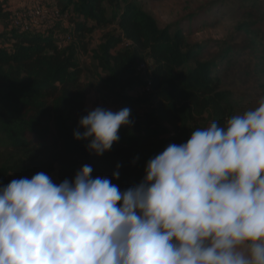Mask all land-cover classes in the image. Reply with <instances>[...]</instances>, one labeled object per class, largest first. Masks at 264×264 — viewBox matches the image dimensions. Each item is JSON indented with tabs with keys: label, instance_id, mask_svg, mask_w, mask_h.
Returning a JSON list of instances; mask_svg holds the SVG:
<instances>
[{
	"label": "trees",
	"instance_id": "16d2710c",
	"mask_svg": "<svg viewBox=\"0 0 264 264\" xmlns=\"http://www.w3.org/2000/svg\"><path fill=\"white\" fill-rule=\"evenodd\" d=\"M228 1L219 2L225 7ZM39 2L66 18L19 31L10 26L13 12L0 6V185L40 171L59 183L88 164L94 177L127 189L142 179L146 161L169 143H183L192 130L241 113L243 98L224 85L229 75L250 81L264 97L260 0H236L235 34L242 40L216 41L223 46L207 59L200 55L206 42L187 37L195 30L196 13L161 27L135 0ZM212 4L201 9L220 14ZM97 30L104 32L89 49ZM66 34L70 40L60 47ZM80 54L89 55L100 71L101 89L121 109L131 110L132 123L122 126L120 139L99 156L85 147L87 141L73 138L87 113Z\"/></svg>",
	"mask_w": 264,
	"mask_h": 264
},
{
	"label": "clouds",
	"instance_id": "9594fccd",
	"mask_svg": "<svg viewBox=\"0 0 264 264\" xmlns=\"http://www.w3.org/2000/svg\"><path fill=\"white\" fill-rule=\"evenodd\" d=\"M130 114L95 107L73 138L102 155ZM0 264H264V97L169 143L124 190L88 164L0 185Z\"/></svg>",
	"mask_w": 264,
	"mask_h": 264
},
{
	"label": "rangeland",
	"instance_id": "374dc122",
	"mask_svg": "<svg viewBox=\"0 0 264 264\" xmlns=\"http://www.w3.org/2000/svg\"><path fill=\"white\" fill-rule=\"evenodd\" d=\"M40 0H0V6L4 10H11L13 13L23 6H31ZM125 0H122V3ZM142 9L152 14L158 21L161 27L172 24L181 17L187 16L192 13H196V17L193 20L194 32L187 34V37L191 42H206L207 46L200 52L201 59H207L213 54H216L223 44L215 43L238 41L242 39L237 38L235 34V26L240 20L235 15L236 0H229L222 7L220 0H135ZM262 2V8H264V0ZM260 2V3H261ZM212 4V8H218L220 14L212 11V14H208L207 10L201 9L202 6ZM222 7V8H220ZM218 12V11H217ZM202 20V21H197ZM198 22V23H196ZM3 28V22L0 21V30ZM104 31L97 30L92 35L89 42V49L95 47V44L99 41ZM244 58L240 59L241 62ZM79 60L82 66L85 68L82 80L87 85L85 108L86 111H90L95 107H103L105 109H111L118 111L121 109L120 104L106 91L100 87V74L99 70L95 68L92 61H90L89 55L80 54ZM224 85L230 88L234 93L240 94L238 97L243 98L241 104V113L244 110L251 109L257 106L259 96V89L257 86H252L249 83H243L240 79L229 75Z\"/></svg>",
	"mask_w": 264,
	"mask_h": 264
},
{
	"label": "built area",
	"instance_id": "2783aa9c",
	"mask_svg": "<svg viewBox=\"0 0 264 264\" xmlns=\"http://www.w3.org/2000/svg\"><path fill=\"white\" fill-rule=\"evenodd\" d=\"M66 15L58 8H52L46 3L37 2L31 6H23L12 13L10 26L19 31H30L33 29H44L60 20H64ZM70 40L69 35L61 38L59 46H63Z\"/></svg>",
	"mask_w": 264,
	"mask_h": 264
}]
</instances>
